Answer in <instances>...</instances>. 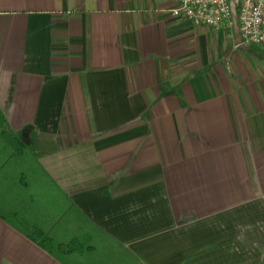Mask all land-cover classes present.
<instances>
[{"label": "crops", "instance_id": "obj_1", "mask_svg": "<svg viewBox=\"0 0 264 264\" xmlns=\"http://www.w3.org/2000/svg\"><path fill=\"white\" fill-rule=\"evenodd\" d=\"M176 2L0 0L3 129L67 198L61 256L0 217V264H264V44Z\"/></svg>", "mask_w": 264, "mask_h": 264}, {"label": "trees", "instance_id": "obj_2", "mask_svg": "<svg viewBox=\"0 0 264 264\" xmlns=\"http://www.w3.org/2000/svg\"><path fill=\"white\" fill-rule=\"evenodd\" d=\"M4 123L0 111V217L42 248L55 256H61L62 241L56 242V238H59L52 229L36 224L31 217L38 220L40 211H43L39 203L47 192L52 190L65 202L67 198L57 190L29 147L19 145L17 149L14 148L3 129ZM72 207L70 205L69 210H73ZM61 214L63 213L60 211L59 215ZM86 223L93 228L87 220ZM56 225L59 223L55 222L54 226ZM91 239L89 237L84 244L81 242L83 247L81 245L80 248L93 247ZM74 261L77 262V259Z\"/></svg>", "mask_w": 264, "mask_h": 264}, {"label": "built area", "instance_id": "obj_3", "mask_svg": "<svg viewBox=\"0 0 264 264\" xmlns=\"http://www.w3.org/2000/svg\"><path fill=\"white\" fill-rule=\"evenodd\" d=\"M232 3L236 9L241 44L247 47L263 45L264 0H177L169 12L195 25L231 30Z\"/></svg>", "mask_w": 264, "mask_h": 264}, {"label": "water", "instance_id": "obj_4", "mask_svg": "<svg viewBox=\"0 0 264 264\" xmlns=\"http://www.w3.org/2000/svg\"><path fill=\"white\" fill-rule=\"evenodd\" d=\"M231 8H232V18H233V25H234V32H235V38L238 42L239 41V28H238V22H237V15H236V9H235V5L232 3L231 4Z\"/></svg>", "mask_w": 264, "mask_h": 264}, {"label": "rangeland", "instance_id": "obj_5", "mask_svg": "<svg viewBox=\"0 0 264 264\" xmlns=\"http://www.w3.org/2000/svg\"><path fill=\"white\" fill-rule=\"evenodd\" d=\"M247 47V46H246ZM247 48H249V47H247ZM259 52H261V51H259ZM263 68H264V61H263Z\"/></svg>", "mask_w": 264, "mask_h": 264}]
</instances>
